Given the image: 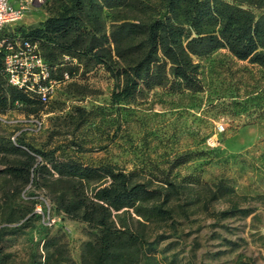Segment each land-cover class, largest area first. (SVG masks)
<instances>
[{"label":"rangeland","instance_id":"374dc122","mask_svg":"<svg viewBox=\"0 0 264 264\" xmlns=\"http://www.w3.org/2000/svg\"><path fill=\"white\" fill-rule=\"evenodd\" d=\"M225 1L264 15V0ZM51 2L27 11L11 30L38 25ZM134 2L127 16L145 18L160 7L159 0ZM196 61L201 91L153 86L120 103L112 102L114 80L100 66L78 73L55 86L38 117L17 108L3 114L0 140L22 138L42 150L59 147L56 154L133 170L152 186L162 178L175 183L172 219L149 225V239L156 243L141 264H264V68L225 48ZM22 158L0 152V231L19 225L36 206L40 217L15 234L0 233L6 262L27 264L35 253L45 264H81L87 225L56 204L75 182L46 169L31 170L28 179L5 171L6 162ZM220 180L233 191L211 199L207 185ZM10 216L14 221H7Z\"/></svg>","mask_w":264,"mask_h":264},{"label":"trees","instance_id":"16d2710c","mask_svg":"<svg viewBox=\"0 0 264 264\" xmlns=\"http://www.w3.org/2000/svg\"><path fill=\"white\" fill-rule=\"evenodd\" d=\"M159 3L154 14L142 18L125 13L135 5L134 0H52L45 19L14 34L37 44L50 75L59 82L65 81L64 72L73 79L100 66L114 80L113 103L129 102L143 88L153 86L201 91L196 58L217 48L264 68V15L257 17L225 0ZM1 68L0 55V114L17 108L38 117L47 102L33 91L9 84ZM85 120L81 113L79 122ZM59 149L35 148L22 138L0 140V152L23 157L6 162V172L28 179L31 170L46 169L75 182L71 193L58 198L56 204L69 217L87 225L89 238L83 244L81 264H141L156 243L149 239V225L172 219L169 202L177 193L176 184L162 178V184L152 186L148 180L136 178L133 170L114 164H86L73 156L56 154ZM36 156L41 160L36 161ZM207 186L211 199L233 191L221 180ZM82 187L84 192H78ZM38 217L40 213L33 210L19 225L1 227L0 233L15 234ZM7 221L14 219L10 216ZM47 243L43 246L46 259ZM34 255L27 264H45ZM0 264H9L1 248Z\"/></svg>","mask_w":264,"mask_h":264},{"label":"built area","instance_id":"2783aa9c","mask_svg":"<svg viewBox=\"0 0 264 264\" xmlns=\"http://www.w3.org/2000/svg\"><path fill=\"white\" fill-rule=\"evenodd\" d=\"M44 0H0V55L1 71L7 82L18 88L37 93L43 102H48L60 82L50 75V70L42 58L36 43L14 34L11 27L27 11L40 6ZM65 80L70 76L64 72ZM0 120L5 121L0 114ZM39 127L41 121L35 119ZM36 212L40 210L36 206ZM44 222L49 223L42 214Z\"/></svg>","mask_w":264,"mask_h":264}]
</instances>
